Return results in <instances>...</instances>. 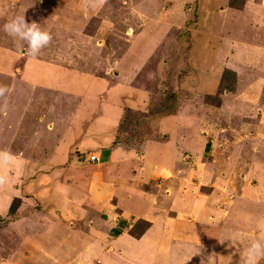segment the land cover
<instances>
[{
	"label": "crops",
	"instance_id": "obj_1",
	"mask_svg": "<svg viewBox=\"0 0 264 264\" xmlns=\"http://www.w3.org/2000/svg\"><path fill=\"white\" fill-rule=\"evenodd\" d=\"M235 1L0 0V85L8 88L0 96V153L9 154L8 159L0 158V188L7 186L2 178L10 173L28 174L32 168L34 173L52 172L56 179H63L54 178V183H46V189L34 186L37 181H28L20 191H7V198L22 192L18 212L23 209L24 215L10 226L13 234L3 235L6 243L2 249L8 255L0 264H240L247 244L264 238V161L257 159L264 156V0H245L240 9L232 5ZM165 4L167 8L162 9ZM187 5L197 6L204 29L217 17L219 32L228 33L218 40V57L248 82L237 94L229 93V102L220 96V103L214 106V114L219 113L221 120L218 132L209 134V139L218 141L216 199L225 206L218 210L213 194L195 196L193 183L177 176L188 178L192 164L171 157L189 151L200 160L205 158L207 148L201 153L200 149L191 150L190 144L193 139L200 143L205 139L207 147L208 139L200 133L207 130L208 121L204 112L200 118L190 116L186 108L190 102L184 103L181 111L178 107L174 113L150 120L154 136L141 146V157L146 160L142 175L154 177L166 170L172 184L166 195L159 193L161 185L151 183V197H146V202L144 184L135 180L140 179L141 169L134 148L114 144L126 112H143V99L150 100L155 88L162 90L164 82L170 81L168 64L172 59L168 60L173 52L169 47L180 42H170L169 28L185 26ZM90 9L94 13L90 14ZM21 14L52 35L38 56H31L24 42L3 31L6 22ZM247 22L255 27L249 28ZM139 30L158 42L156 60L139 50L135 36ZM165 33L170 46L165 43ZM193 34L188 39L191 36L200 43L199 49L190 51L196 60L211 42L199 31ZM182 73L181 82H185L191 72ZM38 74L42 76L37 78ZM144 80L159 83L146 88L139 83ZM195 88L200 89L187 91L204 97L216 92L208 81L205 87L198 83ZM226 103L233 113L230 117H225L226 109L223 112ZM16 120L24 121L15 126ZM26 128L33 139L30 157L24 156L22 147L13 149ZM247 149L249 154L244 155ZM87 154L96 155L99 162H88ZM241 155L247 159L241 160ZM98 165V172L86 169ZM239 173L243 183L233 191ZM247 178L257 186L250 187L252 197L244 196ZM228 191L234 192L233 200L232 196L225 198ZM31 192L49 194L45 199H32L40 205L33 211L28 204ZM159 200L166 203L161 205ZM254 208L260 212H251ZM132 217L149 222L133 237L128 235L131 229L119 226Z\"/></svg>",
	"mask_w": 264,
	"mask_h": 264
},
{
	"label": "rangeland",
	"instance_id": "obj_2",
	"mask_svg": "<svg viewBox=\"0 0 264 264\" xmlns=\"http://www.w3.org/2000/svg\"><path fill=\"white\" fill-rule=\"evenodd\" d=\"M244 1L245 0H236L235 2H232V5L240 9L242 6L244 7L243 5ZM258 3L259 2H257V4ZM166 8H167V5L165 4L162 7V9H166ZM89 11H90V14L94 13L91 9ZM185 11L186 12L188 11L187 17L189 16L188 22L185 24V26L179 27V29H177L176 27L169 28L170 32H169L168 38L170 39V42H172L173 40H177L178 42H180L179 44L175 43L174 47H169L171 52H173V54L169 56V60H168L170 61L172 59L171 61L172 64H168L170 76H168L167 79H170V81L164 82L165 85L161 82L164 85L161 88L162 90H158L159 88L158 89L155 88L157 92L154 90L153 97H152V94H150L151 95L150 100H147L145 98L143 99V104H145L144 107H146V108L143 107L144 109L143 112L142 111L141 112L128 111V113L126 112L124 119H122L123 121L120 126V131H119L120 135L118 134L119 136L116 137L117 140L116 142H114V144L118 143L123 147L134 148V150L133 149L132 150L137 155L136 163L138 167L141 169L139 170L138 168L139 174H141L139 178L142 179V181L137 178L136 179L134 178V179L144 184L142 189L143 191H146L148 193V194H144L145 195L144 199L148 196L151 197L150 189H153L151 183H153L155 186L161 185L159 193H161L162 195L163 194L166 195V193L172 186V184L170 183V180L166 178V174H167L166 170L158 171L157 173H155L157 175H155L154 177H151V176L148 177L146 175L144 176L142 175L146 171V168H145L146 160L143 157H141L142 156L141 146L144 144L145 141L149 140L151 137L154 136L153 133H151L152 126L151 127L149 126L150 120H155L157 117H159L161 114H164V113H174L176 112L178 107H180L179 110L181 111L183 104L186 102H190L189 103L190 105L186 106L187 112L190 114V116L192 117L197 116L198 118H200L202 113L204 112L206 115V120L208 121V124L206 126L207 130H202L200 133L201 138L205 137L206 140L208 139L207 147H205V139H203L202 143L193 139L191 141L190 148L191 150L196 149V151L200 149L201 153L203 152L205 148H207V150L203 156L205 158H201V160L200 158H198L197 155L193 156L192 154H190L189 151L180 152L177 156L176 154L171 156L175 158V161H178L179 163L181 162L184 163L185 161V162H188L189 164H192V167H193V172L188 176V178H186V176H183L184 174H179V175L177 174V176L179 177V179H183V180L187 179L188 181L193 183L191 184V186H193V188L196 189L195 196H198L199 194H201L205 197V196H208L209 194H213L212 200L214 201V204L217 205V210H218V207L220 206L222 209H224L225 208L224 204L223 205L222 203L218 204V198L216 199V195H218V155H219L218 141L214 140L212 142L209 139L210 137L209 134L211 136L212 135L215 136L216 133L218 132V120H221L219 113H218V116L214 114L215 112L214 106H218V103H220V99H221L220 96L221 97L223 96L224 100L229 102L230 101L229 99L232 98L231 94L229 93L237 94L240 91V88H245L244 84H247L248 82L245 80L244 81L241 80L242 78L241 77L239 78L237 73L235 74V72L227 68V65L225 64V60L223 59L222 56L218 57V40L221 42L224 36H227L228 33L225 34L226 32L222 31L224 33V35H222L219 32L217 17L215 18L216 22L209 23L211 25L210 26L207 25L206 29H204L201 26L202 21L201 22L199 21V16H201L202 14L201 15L199 14L196 5L195 6L193 5L185 6ZM209 14L211 15L212 13H209ZM161 16L162 15L160 14V17ZM238 19L239 21H241L242 18L238 17ZM262 21H264V17ZM256 22L260 23L258 19H256ZM245 25H247L249 28H252L253 26L255 27V24L251 22H247ZM102 28L105 29L106 26ZM194 31L201 32L203 34L202 37L204 36L205 38L208 39L209 42H211L209 47L206 46L208 50L207 52L209 53V55L206 54L207 52L206 53L201 52L199 57L196 60L193 58L190 51L194 48L199 49L200 43H197L198 41L194 42L191 36L188 39L189 35H195L193 34ZM159 32L160 30H158V33ZM135 36L137 37V40H139L138 46H139V50H141L142 55H145V53L148 52L149 53L148 59H152V61H154L153 58H155L156 60L158 57V52H157L158 42L150 36L146 37L145 32H142L140 30L138 33L135 34ZM164 37L166 40L165 43H167L170 46V44L168 43L169 40L168 38H166V33ZM198 39H199V36H198ZM162 48H164L163 50H165L167 46L166 45L162 46ZM261 48H264V46L261 45ZM161 61H164L163 63H165L164 59H160V62ZM203 62L205 64H202ZM151 67L152 66H149L150 69ZM183 70H185L188 73L189 71L191 72L189 73V76L186 77L185 82L183 80L185 84L184 87H182L183 82H181L182 77L185 75V73H182ZM225 70H228L232 72L233 74L226 73ZM202 72H203V77L200 76ZM41 76L42 74H38L37 78ZM164 76L165 74H163V78ZM222 77H225V78L222 79ZM172 79L174 80L171 81ZM159 80L161 81L160 77H159ZM207 81H208L209 86L212 84V87L213 85L214 87H216L215 93L204 97V94H202V96H199L198 94L187 91L190 89L197 91L200 88H195L196 84L201 83V86L205 87ZM139 83H141V85L146 86V88H153V86L154 85L157 86L159 82L154 84L153 82L149 83L144 80L143 82L139 81ZM227 94H229V97L226 96ZM201 103L207 104V108L205 107L203 108ZM227 104L228 103L224 105V107L225 106L226 107L223 109V112L228 107ZM226 110L228 111V109ZM258 113H259V116H262L261 110H259ZM232 115L233 113L228 111L225 114V117H230ZM23 121L24 120H16L14 121V124L15 126H18V124H22ZM22 132H23V136L20 138V140L14 142L13 149L17 151L19 148L22 147L21 150L22 152H24V156L30 157V154L34 152V149L32 148V144H33L32 143L33 139H31L32 135L28 134L29 129L27 128L22 130ZM248 154H249V150L247 149L246 151H244V155H248ZM88 155H94V154H87L85 158H87ZM103 157L106 158L107 156L105 155ZM103 157L101 161L105 160ZM238 157H240L241 160L243 161L247 159L246 156L242 157V155ZM257 159H261L260 161L262 163V161H264L263 160L264 156L258 155ZM159 163L160 162L158 161L157 162L158 167H159ZM237 167L239 168V170H244L238 164H237ZM99 168L100 167L98 165V166H88L86 169H88V171L91 173V171L98 172L100 170ZM31 171L32 172H29L28 174H21L20 176H17L14 173H10L8 175V178L7 177L2 178L4 185L7 184V186H6V189L4 187L0 188V191H1L0 196L4 198V199H0V206L3 204V207L0 208V212H1L0 213V250L2 251V253L0 252V259L8 255L7 253H5V250L2 249L4 244L6 243V239L4 236H8L10 233L12 234L14 233L13 227H12L13 231H11L10 226L12 224H16V222L19 221V219H21V217L24 215L23 209H21V211L18 212V209L20 208V204L23 202L21 198V196L23 195L22 192H20L19 195L8 194L10 197L7 198V191H10V189L11 191L14 189H17L20 191L22 189L21 188L22 184H24L25 186L26 184H28L26 183L28 181H37V183L33 185L34 186L37 185L40 188L45 186V189L47 185L46 183L51 182V181L54 183L55 174H53L52 172H46V173L41 172L40 173L37 170L34 173L33 168ZM40 174H43L48 177L40 176ZM242 176H243L242 173L236 174L235 180L237 182L233 185L234 187L233 191L234 190L236 191V187L238 188L241 187L240 185L243 183L241 182L243 180ZM95 179H98V178H95ZM55 181H63V179L59 177L58 179L55 178ZM39 182H41V184H39ZM214 182H216V184ZM253 183L254 181L252 180V178L246 179L244 184L246 187H248V190H245V192L247 193L249 192V195L245 193L244 196L252 197L251 195L252 189H250V187H252ZM253 186L257 187L255 184H253ZM193 188H192V191H193ZM44 192L43 193L40 192L39 194L38 192H35V194L31 192L30 194H28V198L31 199V201L29 200V203H28V204H31L30 211H33V207L36 209L40 208L39 203L34 202L32 199H34L35 201H38L37 198H39L40 196L42 199L49 197V194L48 193L45 194ZM236 193H239V191H237ZM231 196H232L231 200H233L235 197L234 192L228 191L226 193L225 198H228ZM131 198H134V197H131ZM159 198H161V196ZM161 199H163V197ZM108 202L106 201L105 203H108ZM146 202H147V198H146ZM159 202L161 205H164L166 203V201L161 202L160 200ZM109 207L112 209L111 206ZM250 210L251 209L247 211V214L250 212ZM115 212L118 213L116 209H115ZM251 212L259 213L260 210H258L257 208H254V210H251ZM102 216L106 219L108 217L107 215L106 216L102 215ZM259 217L260 215H258L257 218ZM259 220H261V217L259 218ZM111 221L114 223L115 215L114 217L112 216ZM148 223L149 222L146 221L145 219L141 220L138 217L137 218L132 217L131 219L126 220V223L124 222L120 223L119 226L122 227L123 229H131L130 230L131 233H129L128 235L133 237L135 235L138 236L140 233H142L148 227ZM68 224H71V222H69ZM129 226H132V227L130 228ZM121 231L122 229L120 230V232ZM221 263H224V262L221 261ZM258 264H264V258L259 259Z\"/></svg>",
	"mask_w": 264,
	"mask_h": 264
},
{
	"label": "clouds",
	"instance_id": "obj_3",
	"mask_svg": "<svg viewBox=\"0 0 264 264\" xmlns=\"http://www.w3.org/2000/svg\"><path fill=\"white\" fill-rule=\"evenodd\" d=\"M3 31L9 36L24 42L27 45L28 53L33 57L38 56L41 50L52 40L50 31L41 28L36 22H27L24 14L12 17L3 25ZM7 92L8 88L0 85V96H4ZM0 158L8 159L9 154L6 152L0 153ZM88 162L90 161L88 160ZM261 226L264 227V223ZM228 241L232 245L235 243L231 237ZM261 258H264V238L252 239L243 250L240 264H258Z\"/></svg>",
	"mask_w": 264,
	"mask_h": 264
},
{
	"label": "built area",
	"instance_id": "obj_4",
	"mask_svg": "<svg viewBox=\"0 0 264 264\" xmlns=\"http://www.w3.org/2000/svg\"><path fill=\"white\" fill-rule=\"evenodd\" d=\"M88 160L91 162V163H98L99 162V159L96 155H90L88 157Z\"/></svg>",
	"mask_w": 264,
	"mask_h": 264
},
{
	"label": "trees",
	"instance_id": "obj_5",
	"mask_svg": "<svg viewBox=\"0 0 264 264\" xmlns=\"http://www.w3.org/2000/svg\"><path fill=\"white\" fill-rule=\"evenodd\" d=\"M226 73H230V74H233L232 72L228 71V70H225ZM225 77H222V79H224ZM219 104V103H218Z\"/></svg>",
	"mask_w": 264,
	"mask_h": 264
}]
</instances>
